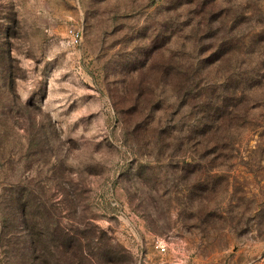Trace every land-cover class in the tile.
Wrapping results in <instances>:
<instances>
[{"label": "rangeland", "instance_id": "obj_1", "mask_svg": "<svg viewBox=\"0 0 264 264\" xmlns=\"http://www.w3.org/2000/svg\"><path fill=\"white\" fill-rule=\"evenodd\" d=\"M19 194L79 264H264V0H0V264Z\"/></svg>", "mask_w": 264, "mask_h": 264}, {"label": "trees", "instance_id": "obj_2", "mask_svg": "<svg viewBox=\"0 0 264 264\" xmlns=\"http://www.w3.org/2000/svg\"><path fill=\"white\" fill-rule=\"evenodd\" d=\"M21 195L19 194L16 201L22 211V214H24L22 217V223L28 239L26 240L28 245V257L24 262L21 263L79 264L82 255L87 251L82 250L81 245L76 248L74 247V241L76 240L75 234L77 232L68 226H62L59 223H57L56 229L51 230V233L46 232V229L40 222L41 214L43 213V206L40 202L41 199L35 198L33 204L24 207L25 203L23 201L25 200V197L23 194ZM23 207L24 210H22ZM29 211H32V213L29 214ZM3 236L7 238V234H4ZM97 238L96 240H98ZM110 247L114 248L111 250V253L114 254V256H110V258L107 260L108 263H119L121 261L119 255H121V257H124L125 255L122 248H119L118 245H116V247L110 245ZM59 248H64L65 256H62L63 260H59V258L54 257L52 253Z\"/></svg>", "mask_w": 264, "mask_h": 264}, {"label": "built area", "instance_id": "obj_3", "mask_svg": "<svg viewBox=\"0 0 264 264\" xmlns=\"http://www.w3.org/2000/svg\"><path fill=\"white\" fill-rule=\"evenodd\" d=\"M69 35L74 44L80 43L81 38H82V31L79 28H70ZM155 247L160 251L164 250V246L159 242L155 243Z\"/></svg>", "mask_w": 264, "mask_h": 264}]
</instances>
